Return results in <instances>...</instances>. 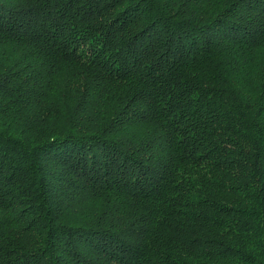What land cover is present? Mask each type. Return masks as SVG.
<instances>
[{
  "label": "trees",
  "instance_id": "16d2710c",
  "mask_svg": "<svg viewBox=\"0 0 264 264\" xmlns=\"http://www.w3.org/2000/svg\"><path fill=\"white\" fill-rule=\"evenodd\" d=\"M0 264H264V0H0Z\"/></svg>",
  "mask_w": 264,
  "mask_h": 264
}]
</instances>
